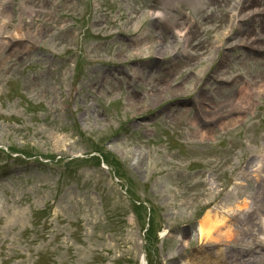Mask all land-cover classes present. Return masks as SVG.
<instances>
[{
  "label": "rangeland",
  "instance_id": "rangeland-1",
  "mask_svg": "<svg viewBox=\"0 0 264 264\" xmlns=\"http://www.w3.org/2000/svg\"><path fill=\"white\" fill-rule=\"evenodd\" d=\"M0 264H264V0H0Z\"/></svg>",
  "mask_w": 264,
  "mask_h": 264
},
{
  "label": "bare ground",
  "instance_id": "bare-ground-1",
  "mask_svg": "<svg viewBox=\"0 0 264 264\" xmlns=\"http://www.w3.org/2000/svg\"><path fill=\"white\" fill-rule=\"evenodd\" d=\"M250 47L253 46L250 45ZM232 229L233 228H230L229 225L226 224L224 216L208 211L205 217L198 223L197 234L201 241L206 242H210L213 238L222 236L230 240V238L235 235ZM220 252H222V249H219L218 254L220 255H213H217L221 259L222 254Z\"/></svg>",
  "mask_w": 264,
  "mask_h": 264
}]
</instances>
